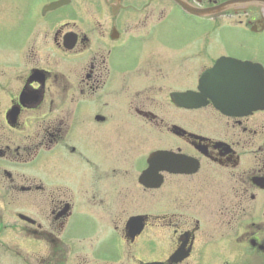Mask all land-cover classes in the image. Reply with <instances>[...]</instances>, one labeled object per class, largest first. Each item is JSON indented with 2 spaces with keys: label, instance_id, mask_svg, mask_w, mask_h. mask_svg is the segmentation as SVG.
Returning a JSON list of instances; mask_svg holds the SVG:
<instances>
[{
  "label": "flooded vegetation",
  "instance_id": "flooded-vegetation-1",
  "mask_svg": "<svg viewBox=\"0 0 264 264\" xmlns=\"http://www.w3.org/2000/svg\"><path fill=\"white\" fill-rule=\"evenodd\" d=\"M53 1L0 17V264H264V0Z\"/></svg>",
  "mask_w": 264,
  "mask_h": 264
},
{
  "label": "rangeland",
  "instance_id": "rangeland-1",
  "mask_svg": "<svg viewBox=\"0 0 264 264\" xmlns=\"http://www.w3.org/2000/svg\"><path fill=\"white\" fill-rule=\"evenodd\" d=\"M168 3V2H167ZM8 9H9V4H8V2H7V0H6V3L4 2V3H2L1 5H0V17L1 16H3V15H5V14H8ZM167 9L168 10H170L171 8H170V5L168 4V6H167ZM176 14L175 13H173V12H171L170 13V16L167 18V24H170V25H172V31H171V40L172 41H177V33H176V31H175V25H177V24H179L180 25V30H182L183 28L182 27H184L186 24L184 23V21L181 19V18H177L176 16H175ZM179 28V27H178ZM232 34V33H231ZM236 35H242L243 36V38L244 39H247L248 37L246 36V35H244V34H241V33H239V32H237V34ZM227 36H229V37H231V36H234V34H232V35H230L228 32H227ZM262 40H264V37H262ZM262 45H264V43H262ZM232 47V46H231ZM231 47H229V48H227V49H232ZM217 48V47H216ZM216 48H214L215 50H216ZM221 50H223V49H221ZM238 51V50H237Z\"/></svg>",
  "mask_w": 264,
  "mask_h": 264
},
{
  "label": "water",
  "instance_id": "water-1",
  "mask_svg": "<svg viewBox=\"0 0 264 264\" xmlns=\"http://www.w3.org/2000/svg\"><path fill=\"white\" fill-rule=\"evenodd\" d=\"M178 2H180L183 6L186 7V9L190 8L188 7L182 0H177ZM237 1H243V2H251L250 0H237ZM229 6L228 5H225V3H221L215 7H207V8H196V7H192L193 11L194 12H200L201 14H206V13H210V12H216V11H219V10H222V9H225ZM249 68L247 69V77L249 75ZM256 83H263V75L259 72L255 75V81Z\"/></svg>",
  "mask_w": 264,
  "mask_h": 264
}]
</instances>
